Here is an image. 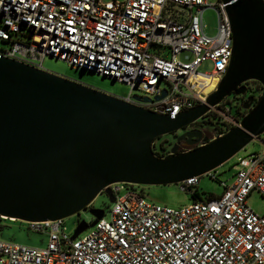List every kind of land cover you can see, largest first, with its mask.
Returning a JSON list of instances; mask_svg holds the SVG:
<instances>
[{"label": "built area", "instance_id": "built-area-1", "mask_svg": "<svg viewBox=\"0 0 264 264\" xmlns=\"http://www.w3.org/2000/svg\"><path fill=\"white\" fill-rule=\"evenodd\" d=\"M208 9L217 16L215 35L206 31ZM0 42V59L44 71L46 56L86 66L130 84L132 91L122 100L171 118L206 103L225 76L233 52L221 0H119L115 7L101 0H0ZM160 47L171 50L172 57L152 53ZM182 52L195 57L182 61ZM207 60L214 70L198 71ZM214 80L216 86L208 91ZM161 82L166 88L160 89ZM135 89L145 96H133ZM164 91L166 96L155 100ZM263 91L229 95L242 99L235 106L226 96L199 120L214 125L213 138L221 136L240 125L247 114L244 103L252 98L255 106ZM157 140L154 154H170L155 148ZM259 140L261 150L237 158L232 183L219 180L216 169L203 174L219 182L224 189L220 195L175 209L148 200L136 189L122 194L125 185H134L115 183L110 185L115 201L109 215L104 213L83 237L67 234L65 219L28 222L34 231L47 233V246L0 239V264H264V214L254 212L247 202L254 190L264 196V138ZM201 176L177 186L193 194Z\"/></svg>", "mask_w": 264, "mask_h": 264}, {"label": "water", "instance_id": "water-1", "mask_svg": "<svg viewBox=\"0 0 264 264\" xmlns=\"http://www.w3.org/2000/svg\"><path fill=\"white\" fill-rule=\"evenodd\" d=\"M221 1L233 37L227 72L206 103L176 118L0 59V217L27 223L65 219L88 209L101 193L113 203L112 184H177L217 169L260 139L264 91L255 106L252 98L245 102L248 113L227 133L209 139L192 129L177 138L194 145L192 150L178 153L176 143L165 157L153 152L156 139L186 129L226 96L245 94L247 82L258 81L264 90V0ZM90 212L92 221H81L73 239L105 213L98 208Z\"/></svg>", "mask_w": 264, "mask_h": 264}, {"label": "rangeland", "instance_id": "rangeland-1", "mask_svg": "<svg viewBox=\"0 0 264 264\" xmlns=\"http://www.w3.org/2000/svg\"><path fill=\"white\" fill-rule=\"evenodd\" d=\"M118 1L114 0H101L103 4L109 6H117ZM211 3H217L218 0H210ZM204 22L206 25V31L209 35H215L217 31V16L214 10L208 9L204 13ZM0 45H4L0 42ZM155 54H162L166 58L170 59L172 57V52L169 49L160 47L154 52ZM179 59L182 61L190 62L194 59V54L192 52H182L178 55ZM43 66L48 71L58 74L60 76L66 77L68 79L77 81L79 83L85 84L87 86L93 87L95 89L101 90L103 92L112 94L120 98H127L131 91L132 87L130 84L116 80L110 76H105L97 71L74 67L67 61L61 60L53 56H46L43 61ZM214 70V64L211 60L204 61L198 68V71L203 73H210ZM260 83V82H259ZM261 84V83H260ZM167 84L165 82L160 83V89L166 88ZM248 92L246 96H249V93L258 95L259 87L258 82L250 81L248 83ZM133 96H145L138 89H135L132 92ZM232 105L235 106L238 103L242 102L241 98H235L229 96ZM194 126H198V129L204 132V136H207L209 139L213 138L216 133L214 132V125L211 123H204L203 120L195 123ZM191 126H189L190 128ZM181 131H179L180 133ZM264 138V134L260 136V139ZM175 142L174 135L168 134L160 137L155 144V148L162 152H168L172 147V144ZM200 145V144H199ZM263 143L261 140H253L250 142L243 150H241L234 157L229 159L227 162L222 164L216 169L215 175L219 180H227L228 183H232L235 178L236 169L234 167L239 156H246L251 152H257L261 150ZM136 189L143 193V195L151 201L156 203L167 205L171 208H180L182 206L188 205L194 201L192 195L187 192H182L177 184L170 185H134L128 186L125 185V190L122 194H125L127 191ZM223 187L219 184L218 181L211 179L210 176L202 175L201 179L197 185V191L205 196L206 194H216L220 195L223 193ZM248 205L251 209L260 214H264V196L258 191H252L247 199ZM112 203L109 200V197L105 193H101L92 203V205L80 212V214L65 218V229L66 233L73 236L79 223L81 221L91 222L93 215L90 212L91 208H98L104 210V212L109 215V210ZM0 239L13 241L17 244L31 246V247H46L48 244V235L45 232H38L31 229L29 223L11 220L8 218L0 217ZM89 231L86 230L80 234L79 237H83Z\"/></svg>", "mask_w": 264, "mask_h": 264}, {"label": "flooded vegetation", "instance_id": "flooded-vegetation-1", "mask_svg": "<svg viewBox=\"0 0 264 264\" xmlns=\"http://www.w3.org/2000/svg\"><path fill=\"white\" fill-rule=\"evenodd\" d=\"M247 94V93H246ZM243 95V94H242ZM237 96H240V95H237ZM245 104V103H244ZM253 106V102L251 103V107ZM243 109H244V111L246 112V113H248V109H245L244 108V105H243ZM194 124L195 123H193V124H191L190 126V128H189V126L186 128V129H184V130H180L181 132L179 133V131L178 132H176V133H173L172 135H174V138H175V142L172 144V147L177 143V152L178 153H180V152H183V151H185L187 148H189V147H191V146H194V145H190V144H188L187 142H185V141H180V142H178L177 141V138L180 136V135H182L183 133H185V132H187V131H189V130H192V129H198V126H194ZM172 147L170 148V150L168 151V152H170L171 151V149H172Z\"/></svg>", "mask_w": 264, "mask_h": 264}, {"label": "trees", "instance_id": "trees-1", "mask_svg": "<svg viewBox=\"0 0 264 264\" xmlns=\"http://www.w3.org/2000/svg\"><path fill=\"white\" fill-rule=\"evenodd\" d=\"M256 82H258V81H256ZM248 83H250V82H248ZM247 83V84H248ZM258 89H259V93L261 92V90H262V86H261V84L258 82ZM248 88H250L249 86H248ZM255 95V94H254ZM159 139V138H158ZM160 152V151H159ZM166 153V152H165ZM192 195V197H193V199L194 200H203V199H207V198H210V197H213L214 196V194L213 193H211V194H206L205 196H203V195H201L198 191H197V189L196 190H194V192H193V194H191ZM0 220H2V218H0Z\"/></svg>", "mask_w": 264, "mask_h": 264}, {"label": "bare ground", "instance_id": "bare-ground-1", "mask_svg": "<svg viewBox=\"0 0 264 264\" xmlns=\"http://www.w3.org/2000/svg\"><path fill=\"white\" fill-rule=\"evenodd\" d=\"M216 83H217V80H214L207 90L208 91L212 90L216 86ZM11 220H15V219H11Z\"/></svg>", "mask_w": 264, "mask_h": 264}]
</instances>
